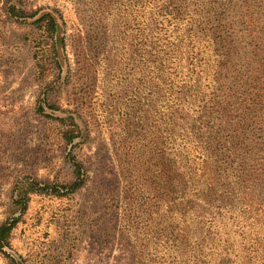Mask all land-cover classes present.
I'll list each match as a JSON object with an SVG mask.
<instances>
[{
  "label": "rangeland",
  "instance_id": "374dc122",
  "mask_svg": "<svg viewBox=\"0 0 264 264\" xmlns=\"http://www.w3.org/2000/svg\"><path fill=\"white\" fill-rule=\"evenodd\" d=\"M5 221L0 264H264V0H0Z\"/></svg>",
  "mask_w": 264,
  "mask_h": 264
},
{
  "label": "trees",
  "instance_id": "16d2710c",
  "mask_svg": "<svg viewBox=\"0 0 264 264\" xmlns=\"http://www.w3.org/2000/svg\"><path fill=\"white\" fill-rule=\"evenodd\" d=\"M9 13L13 16H17L20 18H33L34 19V24L37 25V27L44 31L47 34V37H50V39L53 42V46L55 51L58 53V45H63V39L60 38V32L61 28L59 24L57 23V20L55 16L50 13L46 12L43 14H40V11H36L33 13H28L25 10H17L16 7H11ZM46 23V24H45ZM73 130H68L64 132V137L65 139L70 140L72 137H69V133H72ZM82 167L81 164L78 162H75L74 164V173L76 175V181L73 182L69 186H64V188H68L67 191H74L78 188L81 187L83 183V177H82ZM67 191L65 192L67 194ZM28 192H33V193H51V194H58V195H64L61 193L60 188L56 185L52 186H40L38 183L33 184L29 186L24 194H27ZM15 227V222L14 221H5L0 225V251L5 253L3 251L5 246L9 245V239L11 236V233Z\"/></svg>",
  "mask_w": 264,
  "mask_h": 264
}]
</instances>
